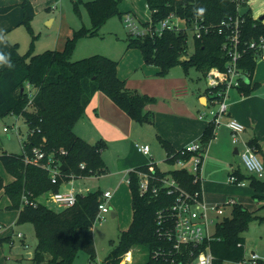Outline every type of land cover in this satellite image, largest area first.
Segmentation results:
<instances>
[{
  "label": "trees",
  "instance_id": "16d2710c",
  "mask_svg": "<svg viewBox=\"0 0 264 264\" xmlns=\"http://www.w3.org/2000/svg\"><path fill=\"white\" fill-rule=\"evenodd\" d=\"M19 5L24 13L22 22L31 30L30 22L35 16V10L29 0H24ZM119 5L120 0L86 2L93 24L91 29L75 31L62 51L49 50L39 55L29 52L22 55L17 45H11L8 64L0 71V118L10 115L22 117L29 133L33 132L23 141L27 155H31L32 148L40 147L45 153L43 163L50 160L66 167L58 176L57 182L52 183L49 169L42 164L27 163L24 152L20 155L6 152L0 154V162L13 178L10 183L5 184L0 174V193L4 192L8 197V209L19 211L17 223H34L38 244L31 260L35 264H73L81 250L90 256V264H97L93 227L99 215L103 192L99 190L78 195L73 207L60 211L49 209L39 202L43 195L61 191V187L73 176H101L106 171L102 158L106 143L102 140L95 144L89 143L74 131L93 96L97 92L105 94L136 123L145 124L153 119V115L146 111V106L156 103L157 99L129 89L126 80L118 75V61L102 55L72 60L77 41L81 37L96 35L99 28L112 16L119 14L122 17ZM146 5L151 12L153 24L174 14L186 20L188 25L197 21L209 29L208 32L203 31L200 38L194 36L195 49L191 56H188L187 30H166L162 36L155 37L129 35L128 49L139 50L146 65L158 69L159 77H166L175 66H182L186 72L194 67L204 75L213 67L224 70L228 62V56L223 50L226 37L219 33V29L223 22L238 17L242 21L240 43L246 49L239 67L245 77L252 80L258 55L249 45L264 37V23L260 19H254L251 11L239 16L234 0H146ZM12 7L0 10L7 12ZM27 85L34 90L32 100L29 99ZM258 88L259 83L242 82L238 90L248 96ZM215 129L210 121L199 139L204 149L215 138ZM158 138L167 153L166 162L169 164L175 165L177 160H189L194 155L186 152L185 148L177 151L166 140L160 136ZM255 143L250 142L249 146L256 150ZM82 165L84 169L81 168ZM150 167L154 168V175L158 178L172 177L187 192L202 195L201 180L195 181V176L185 169L166 172L153 163L137 170L147 172ZM232 175L237 178L236 183L249 184L255 192L254 199L264 198V180L244 175L239 169ZM128 179L132 221L129 228L121 233L106 264H121L123 258L136 249L146 252L148 260L145 264H162L173 251L172 242L165 233L166 229L171 231L174 228L175 223L170 218L169 210L175 204L176 197L167 194L160 183L156 184L159 188L157 195L142 194L140 177L136 172H130ZM24 199L28 200L27 204ZM160 214H163L162 224L165 228L162 230L158 224ZM254 220L264 222V217L242 204H235L230 216L225 213L223 219L216 222L211 240L204 241L201 246L193 249L195 254L210 249L215 258L213 264H239L246 261L243 233ZM186 259L190 260L188 256ZM257 264H264V260L259 259Z\"/></svg>",
  "mask_w": 264,
  "mask_h": 264
},
{
  "label": "rangeland",
  "instance_id": "374dc122",
  "mask_svg": "<svg viewBox=\"0 0 264 264\" xmlns=\"http://www.w3.org/2000/svg\"><path fill=\"white\" fill-rule=\"evenodd\" d=\"M89 1L92 0H29L35 10V16L30 22L31 30L26 23L22 22L24 13L19 4L7 12L0 10V56L4 57V60L0 61V71L8 64L10 44L17 45L18 51L22 55H26L29 52L33 55H39L49 50L62 51L66 41L68 38H72L75 31L83 28L91 29L93 26L92 20L85 6V3ZM249 5L253 6L251 14L256 19L264 16V0H251ZM119 8L120 12L124 11L123 13L121 12L122 17L118 14L108 18L99 28L96 35L90 37L84 36L77 41L72 56L73 61H79L94 55H102L115 61H124V64H126V56L130 51L128 49L130 30L127 28L125 22L126 11L131 10L130 13L134 15L136 22L140 26L151 20V12L141 0L137 2L136 0H120ZM11 24H14L13 28L10 27ZM4 32L5 34L2 37ZM187 33L188 56H191L195 49V38L190 28H188ZM263 65L264 60H258L257 69ZM168 74H172V76L179 77L180 79L185 78L189 82L190 87L195 91L196 96L206 92L207 82L205 75L194 67L189 68L188 72H186L182 66H175L169 70ZM260 90H264V84ZM207 110H218V106L216 104H210ZM17 120L20 126V135L12 128ZM203 120L209 122L211 117L208 116ZM78 126L76 128H79ZM4 127H8L9 131L4 132ZM28 130L29 128L22 117L19 118L18 116L10 115L5 118H0V154L2 152L17 155L22 154L23 148L21 141H25L27 138ZM157 145L162 148L161 144L154 142V146L156 147ZM235 147H239L241 151H244L242 144L238 146L233 143L231 144L227 149V158L231 159V164H228V170L233 165V167H239L242 173L248 174L241 157L239 154L234 153ZM106 149L107 146L102 151L106 171L101 176H76L72 179V185H68V189L73 187L77 192H86L87 190L89 192L99 190L104 192L107 189L115 191L116 186L124 174H119L118 157L117 154H114L116 151L115 146L112 144L111 150L113 151ZM166 158L167 156L164 154L159 163L162 170L170 171L178 168L176 164L172 165L167 163ZM259 158L261 159L260 156ZM205 165L203 163V172L201 173L203 181L204 176L209 177L204 172ZM187 168L192 170L193 163L189 162ZM0 174L4 178L5 184L13 180L1 162ZM224 179L222 183L226 186L247 189L248 192L243 189H238V196L241 197L238 198L239 203L245 205L257 215L264 217V198L254 199L253 190L248 184L243 187L231 184L229 182L228 172H226ZM65 186L63 185V188ZM0 194V264H35L31 260L38 244L34 223L31 221L17 223L19 211L8 209L7 207L10 206L8 197L4 192ZM39 202L54 211L61 210L50 200L49 194H45L39 198ZM221 205L224 207L226 216H230L232 206L227 205L226 202ZM108 207L110 208V212L103 219L98 218L93 227V237L97 251L95 262L97 264H106V259L116 247L121 233L129 228V226L127 228L122 226V221H127L130 218L128 211H126L125 215L113 217L112 213L115 210L111 204ZM210 219L214 220V223L210 225V233L213 234L216 222L223 219V216L217 217L216 214H211ZM20 233L24 235L23 240L17 237ZM243 235L245 237L246 258L250 259L254 252L264 260V222H260L259 220L252 221ZM147 260L146 252L143 249H136L127 254L121 264H145ZM90 261V256L81 250L77 253L73 264H90Z\"/></svg>",
  "mask_w": 264,
  "mask_h": 264
},
{
  "label": "crops",
  "instance_id": "0c3cea01",
  "mask_svg": "<svg viewBox=\"0 0 264 264\" xmlns=\"http://www.w3.org/2000/svg\"><path fill=\"white\" fill-rule=\"evenodd\" d=\"M23 1L0 0V9L10 6L15 7ZM141 1L146 4V0ZM252 7L247 4L243 8H250L252 12ZM130 11H126V14L130 13ZM121 12L123 13L124 11ZM253 18L256 19L254 16ZM13 26L14 24H11L10 27L13 28ZM4 34L5 32L2 37ZM129 50L126 56V64H124V61H118V75L126 80V86L129 89L138 90L142 94L157 99L156 103L146 106V111L153 115L152 122L139 124L132 121L105 94L97 92L86 108L84 116L76 123L74 128L75 133L89 143L95 144L103 140L107 145L108 151H113L111 150L112 144L115 146L116 151L114 154H117L118 157L119 174H124V176L120 179L115 191L110 189L105 191L112 192V199L109 204L115 210L112 213L113 217L125 215L126 211H128L130 218L127 221H122L124 228L130 226L132 221L128 173L139 167L151 165V163H155L162 170L159 163L163 155L166 154L167 156V153L163 147L154 146V142L160 144L159 136L178 151L199 141L210 124V121H204V118L201 119L198 116V114L203 113V110L207 112V108L210 107V100L206 92L196 96L195 91L185 78L180 79L172 76V74H168L166 77H159L157 75L158 69L146 65L139 50ZM247 82L259 83V88L248 96L241 93L238 89L230 91L227 99L228 114L222 118L220 126L215 129V138L205 150L203 163L206 165L204 172L209 177L204 176L203 181L201 174V182L203 181V199L209 205H221L228 200H235L236 204H240L238 198L241 197L238 196V189L247 191L245 188H233L222 183L225 180L226 172H228V178H230L235 170L239 169L241 171L239 167H233V165L228 170V164H231V159L227 158V149L233 143L231 130L227 126L229 120L235 119L244 125L245 131L241 135L239 144L244 146L245 143L256 142V153L258 157H261L264 164V90H260L264 84V65L258 69L256 66L252 80L249 81L247 78ZM77 125H79L80 129L76 128ZM137 144L148 145L150 147V155L140 153L136 147ZM240 152L242 151L239 147H235L234 153L239 154ZM187 172L190 173V170ZM202 172L203 169H201ZM244 175L254 176L249 172ZM242 183L244 184L235 183L234 185L243 187L248 184L247 182ZM64 185L66 186L64 188L62 186L61 191H67L68 184ZM252 192L255 194L254 191Z\"/></svg>",
  "mask_w": 264,
  "mask_h": 264
},
{
  "label": "built area",
  "instance_id": "2783aa9c",
  "mask_svg": "<svg viewBox=\"0 0 264 264\" xmlns=\"http://www.w3.org/2000/svg\"><path fill=\"white\" fill-rule=\"evenodd\" d=\"M237 4V12L240 16V10L251 0H234ZM203 21V20H201ZM125 22L127 28L130 30V35L133 37H145V36H162L163 32L166 30H172L179 32L182 30H188L190 28L193 31V36L200 38L202 32H208L209 29L200 25L197 21L193 22L192 25H188L186 20H182L178 16L172 14L167 19L153 24L151 20L149 22L143 23L142 26L138 25L134 15L128 13L125 16ZM240 18L230 19L228 22H223L219 33L224 34L226 37V42L223 46V50L228 56V62L226 63V68L221 70L217 67H213L208 70L205 74V79L207 82L206 94L209 97L210 104L217 105L218 110H209L208 112L200 113L199 117L206 118L211 117V122L215 127H219L221 120L224 116L228 114V104L227 99L229 98V93L233 89H238L242 82H247L243 71L239 67L240 60L243 58L246 49L241 47L240 43ZM249 48L256 50L257 60H264V37H261L258 41H252ZM27 91L29 94V99L32 100L34 96V90L32 86L27 85ZM227 126L231 130L232 141L234 145H238L241 142V135L245 131L243 124L235 119L229 120ZM18 135L21 134L20 126L18 125V120L16 124L12 126ZM4 132H8L9 128L4 127ZM33 132L28 133L32 135ZM23 152L26 154V162L34 164H42L43 167L49 169L52 177V183L57 182V178L62 173L60 170L61 166L56 164L54 161L48 160L43 163L45 158V153L40 147H34L31 149V155H27L26 146L21 141ZM138 151L144 155H150V147L148 145H136ZM200 141L192 143L185 148L186 152L194 153L189 160H177L176 165L178 169L187 168L189 162L193 163V168L190 173L195 176V181L201 180V169L203 161L205 158V151ZM241 160L247 169V171L254 175L258 179L264 178V164L258 157L256 150L249 146V144H244V151L239 153ZM153 164V163H151ZM84 169V166H81ZM131 172H136L140 177V191L142 194L152 193L157 195L159 188L156 186L157 183L162 185L167 194L176 197V202L171 207L170 218L174 220V228L169 231L166 229V236L169 241L172 242L173 251L167 255L165 261L162 264H213L214 256L210 249L201 251L199 254H195L193 249L201 246L204 241H209L212 238L210 233V225L214 223L213 219H210L211 214H216L217 217L223 216L225 214L224 207L219 204L209 205L203 199L202 195L198 192L191 194L180 187L178 182L172 177H167L160 179L154 175L155 170L150 167L149 171L143 172L137 169ZM130 173V172H129ZM128 173V174H129ZM75 178L74 176L72 179ZM72 179L66 184L72 185ZM229 182L235 184L237 178L235 176H230ZM129 183V179H128ZM236 184L243 185L244 183L239 182ZM90 193L88 190L86 192H77L72 187L67 191H59L56 193H50V200L60 209L73 207L77 202L78 195H86ZM201 197V198H200ZM112 199V192L105 191L102 193L101 203L99 205V215L97 219H103L109 211V203ZM24 203H28L27 199H24ZM36 205L35 203H32ZM227 205L232 207L236 204L235 200H228ZM225 205V204H224ZM101 216V217H100ZM163 214L159 215V225H161V230L165 229L163 223ZM19 239L24 238L23 234L17 235ZM196 255V256H195ZM186 256L190 260L186 259ZM192 257V259H191ZM185 258V259H184ZM260 257L253 253L250 259L239 263V264H257Z\"/></svg>",
  "mask_w": 264,
  "mask_h": 264
},
{
  "label": "water",
  "instance_id": "95a60500",
  "mask_svg": "<svg viewBox=\"0 0 264 264\" xmlns=\"http://www.w3.org/2000/svg\"><path fill=\"white\" fill-rule=\"evenodd\" d=\"M249 11H250V8H242V9L240 10V15H241V16H244V15H246ZM260 20L263 21V20H264V16H262V17L260 18ZM60 170L63 172V171L66 170V167H65V166H61Z\"/></svg>",
  "mask_w": 264,
  "mask_h": 264
},
{
  "label": "clouds",
  "instance_id": "9594fccd",
  "mask_svg": "<svg viewBox=\"0 0 264 264\" xmlns=\"http://www.w3.org/2000/svg\"><path fill=\"white\" fill-rule=\"evenodd\" d=\"M2 60H4V57L3 56H0V61H2ZM9 66H11V65H9Z\"/></svg>",
  "mask_w": 264,
  "mask_h": 264
}]
</instances>
